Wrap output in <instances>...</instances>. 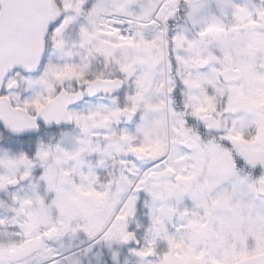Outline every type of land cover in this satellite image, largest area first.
Instances as JSON below:
<instances>
[{
  "label": "snow or ice",
  "instance_id": "obj_1",
  "mask_svg": "<svg viewBox=\"0 0 264 264\" xmlns=\"http://www.w3.org/2000/svg\"><path fill=\"white\" fill-rule=\"evenodd\" d=\"M0 264H264V0H0Z\"/></svg>",
  "mask_w": 264,
  "mask_h": 264
}]
</instances>
